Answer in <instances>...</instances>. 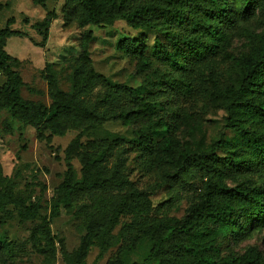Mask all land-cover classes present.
Wrapping results in <instances>:
<instances>
[{
	"label": "trees",
	"instance_id": "obj_1",
	"mask_svg": "<svg viewBox=\"0 0 264 264\" xmlns=\"http://www.w3.org/2000/svg\"><path fill=\"white\" fill-rule=\"evenodd\" d=\"M33 1L45 5L48 0ZM65 2L68 5L67 21L76 20L79 26L94 24L105 27L125 20L134 29L165 31L168 41L158 38L152 52L171 67L172 76L162 88L143 86L141 92L125 84L109 83L92 66L88 49L93 33L89 31L82 37L80 54L69 59L73 67L69 90L60 86L54 64L46 63L42 72L52 99L46 106L22 96V88L26 85L20 72L23 60L6 50L9 38L28 36L27 31L11 27L14 17L8 19L6 27L0 28V74L5 77L0 85V128L3 110H8L19 121L32 124L40 133L42 129H49L51 134L60 136L71 129L85 133L113 119H123L132 124L141 119L145 121L144 127L135 131L132 139L122 136L96 138L79 150L81 144L76 138L66 149L67 170L58 195L53 199L51 217L57 216L62 206L77 203V217L78 214L83 216L88 227L78 251L77 263L81 264L86 258L96 232H100L97 235L100 255L126 239L123 231L117 236L112 234L122 215L134 214L128 228L137 227V222L141 224L139 217L152 208V203L147 190L141 189L131 178L128 152L138 154L142 159L139 164L153 165L154 133L159 128L168 127V122L163 119L154 123L151 119L161 105L162 94L173 97V90H184L187 95H195L199 88L206 101L222 103L227 113L225 126L238 134V140L231 142L221 138L207 152H190L180 150L171 139H166L159 160L166 166L164 181L172 184L183 178L197 177L201 172L206 180L198 200L181 219L162 218L152 229L150 226L141 228L139 233L152 237V258L157 260L166 251H174L186 255L182 264H264V256L255 246L247 247L240 254L224 257L219 256L216 246L219 234L240 240L254 227L264 226V33L260 44L250 51L238 57L226 52L223 54V60H230L236 67L235 75L230 76L227 83H221L217 57L222 44L229 43V30L234 29L239 20H249L258 15V23L264 21V0ZM2 8L0 3V10ZM53 17L54 12L49 11L43 20L33 25L43 36L42 43L36 45H45ZM177 27L183 29L175 32L173 29ZM117 46L138 58L140 69L147 71L150 68L149 47L145 41L125 37ZM206 74L209 87L204 85ZM47 139L50 140L51 136ZM89 149L96 153H89ZM218 149H222V154ZM75 155L81 158L80 179L76 178L71 162ZM243 172L261 181L254 182L249 174L240 183L231 185L228 182L227 176ZM8 205L18 208L22 220L34 219L39 213L37 204H27L12 190L0 189V212L6 211ZM204 221L216 223L218 232L202 227ZM49 222L50 219L45 218L42 229L53 248ZM145 224L146 221L142 223ZM113 264L124 263L117 261Z\"/></svg>",
	"mask_w": 264,
	"mask_h": 264
},
{
	"label": "rangeland",
	"instance_id": "obj_2",
	"mask_svg": "<svg viewBox=\"0 0 264 264\" xmlns=\"http://www.w3.org/2000/svg\"><path fill=\"white\" fill-rule=\"evenodd\" d=\"M0 3L3 5L0 10V28L6 27L8 19L14 17L15 22L11 27L26 30L28 34L12 36L6 44V50L10 54L23 60L20 72L26 84L22 88V96L26 100L50 105L52 99L42 72L46 63L54 64L60 86L69 90V79L73 72L69 59L80 54L82 37L89 31L93 33L88 49L92 66L103 74L109 83L125 84L141 92L143 86L150 89L162 88L172 78L171 67L152 52L158 38L168 41L165 31L159 32L156 28L134 29L125 20H118L105 27L94 24L79 26L76 20L67 21L65 13L68 5L65 0H48L45 5L35 3L33 0H0ZM49 11L54 12V17L49 26L48 38L44 46L36 45L35 43H42L43 36L33 25L43 20ZM257 16L249 20H239L236 27L229 30L227 41L229 43L222 44L217 55L218 68L222 74L221 83H227L229 77L235 75L236 69L230 60H223V54L226 52L238 57L260 44V37L264 33L262 25L264 21L258 23ZM182 29L177 27L173 30L177 32ZM125 37L142 39L148 45L150 68L147 71L140 69L141 62L138 58L118 49V42ZM203 78H206L204 85L209 87L207 74ZM4 81L5 77L0 74V85ZM173 92V97L162 94L161 105L151 118L152 123L158 119L168 122V127L159 128L154 133L153 165L139 164L142 159L138 154L128 152V162L132 167L131 178L137 186L147 190L152 208L142 213L139 217L141 224L137 222V227L133 228H128V225L133 222L134 214L122 215L112 234L117 236L123 231L126 239L122 243L114 244L102 255L97 238L100 232H96L88 254L81 264H113L117 261L124 264L133 262L182 264L185 261L186 255L174 251H166L160 260L152 258V237L139 233L141 228L150 226L152 229L159 219L168 217L181 219L188 213L192 203L198 200L203 182L206 180L201 172L197 177L183 178L172 184L165 182L166 166L159 162L163 155V142L171 139L182 151L207 152L221 138L231 142L237 141L238 134L226 128L227 113L220 101L217 103L206 101L205 97L200 95L202 92L199 88L195 95H187L186 92L176 90ZM1 118L0 189L12 190L27 204H37L39 213L34 219L22 220L18 215V208L14 205H8L6 211L0 212V264H78V251L88 227L83 216L78 214L77 217V203L62 206L59 214L51 217L53 199L58 195L67 170L66 149L76 138L81 144L79 150H83L84 144L96 138L110 139L122 136L132 139L135 131L144 127L145 121L141 119L137 124H132L123 119H113L85 133L71 129L60 136L51 134L49 129H42L40 133L32 124L11 116L8 110L1 112ZM48 136H51L50 140L47 139ZM217 151L219 154L223 152L222 149ZM88 152L96 153L92 149ZM71 162L76 178L80 179L82 177L80 156L75 155ZM249 174L232 173L227 176L228 182L231 185L240 183ZM250 177L254 178L251 179L254 182L261 181L252 174ZM45 218L50 219L49 227L53 235L54 249L42 229ZM144 221L146 224L142 225ZM202 227L218 232V226L214 222L204 221ZM222 235L216 237L219 256H234L249 246L258 248L264 256V226L254 227L248 236L240 240Z\"/></svg>",
	"mask_w": 264,
	"mask_h": 264
}]
</instances>
